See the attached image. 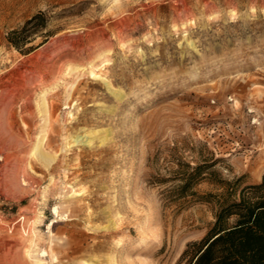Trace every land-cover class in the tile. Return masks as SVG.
<instances>
[{"label":"rangeland","instance_id":"374dc122","mask_svg":"<svg viewBox=\"0 0 264 264\" xmlns=\"http://www.w3.org/2000/svg\"><path fill=\"white\" fill-rule=\"evenodd\" d=\"M262 146L264 0H0V264H190L212 209L167 202L176 159L254 182Z\"/></svg>","mask_w":264,"mask_h":264},{"label":"trees","instance_id":"16d2710c","mask_svg":"<svg viewBox=\"0 0 264 264\" xmlns=\"http://www.w3.org/2000/svg\"><path fill=\"white\" fill-rule=\"evenodd\" d=\"M45 20L43 12L34 14L8 33V42L20 48L41 32ZM217 161L208 157L192 165L177 158L171 171L179 182L164 190L167 202L181 207L190 197L212 209L213 219L204 235L187 243L183 253L189 255L190 264H264V175L254 182H246L244 175L223 179L214 169ZM205 179L215 191L196 190Z\"/></svg>","mask_w":264,"mask_h":264},{"label":"bare ground","instance_id":"6f19581e","mask_svg":"<svg viewBox=\"0 0 264 264\" xmlns=\"http://www.w3.org/2000/svg\"><path fill=\"white\" fill-rule=\"evenodd\" d=\"M90 73L94 76V77H99L100 74L96 73L95 71L91 70ZM105 83L107 85H109V82L108 81H105ZM115 92V91H114ZM121 96V95H119ZM121 98V97H120ZM42 103V102H41ZM46 106V105H45ZM44 110L46 111V108H44ZM94 130V129H93ZM98 131V130H97ZM95 134V133H93ZM90 137V132H85V133H77V134H74L72 136H70L71 140L69 142H67L66 140V143L64 144V146H66L67 144H69L70 142H72L71 146L73 145H78V144H81V143H86L87 145L90 144V140L89 139ZM15 138V137H14ZM44 139V138H43ZM42 141H39V143H37L34 147V152H36L35 154H37L38 158L39 156L41 158H43L44 160H46L47 162L48 161H51L52 159V156L53 155H49L48 152H46L44 150V147L42 146ZM33 150V149H32ZM257 155L253 158V157H248L246 160L242 161L239 160V165L243 168H246L247 170H250L252 173H254L255 175L258 174V172L262 169H264V146H262L261 148H257ZM242 157V156H241ZM42 160V159H41ZM17 178V177H16ZM23 180V179H22ZM77 191V190H76ZM79 192V191H78ZM80 193V192H79ZM53 212L56 214L57 216V219H54L52 220V222H50L49 224V229H51V226L54 225L55 222H58L59 220L61 219H66L65 217H63L60 213H59V208L57 206H54L53 207ZM89 213V212H88ZM61 216V217H60ZM24 218V216H23ZM26 218V217H25ZM34 220V219H33ZM111 220V219H110ZM109 220V221H110ZM34 223V222H33ZM107 224V223H106ZM108 225V224H107ZM105 225L103 226L104 228H107L109 229V227L112 228V226L114 225L113 221H112V224L110 223L108 226ZM116 226V225H115ZM115 228V227H114ZM98 230V228H97ZM32 245V244H31ZM118 245V244H117ZM121 246V245H120ZM34 247V246H33ZM117 249V248H116ZM125 249V248H124ZM118 251V250H117ZM46 250H42V253L41 255H47L46 254ZM34 256V255H33ZM114 257V256H113ZM33 261H34V264H41L43 259L40 258H33ZM114 261V260H113ZM88 264H96L97 263V260H89L87 261ZM108 264V263H107Z\"/></svg>","mask_w":264,"mask_h":264}]
</instances>
